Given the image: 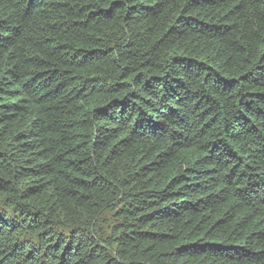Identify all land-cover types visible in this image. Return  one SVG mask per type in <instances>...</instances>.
<instances>
[{"label":"trees","instance_id":"16d2710c","mask_svg":"<svg viewBox=\"0 0 264 264\" xmlns=\"http://www.w3.org/2000/svg\"><path fill=\"white\" fill-rule=\"evenodd\" d=\"M0 264H264V0H0Z\"/></svg>","mask_w":264,"mask_h":264}]
</instances>
